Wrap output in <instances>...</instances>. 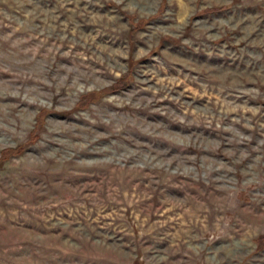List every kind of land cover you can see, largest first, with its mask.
<instances>
[{"label": "rangeland", "instance_id": "obj_1", "mask_svg": "<svg viewBox=\"0 0 264 264\" xmlns=\"http://www.w3.org/2000/svg\"><path fill=\"white\" fill-rule=\"evenodd\" d=\"M0 264H264V0H0Z\"/></svg>", "mask_w": 264, "mask_h": 264}, {"label": "trees", "instance_id": "obj_2", "mask_svg": "<svg viewBox=\"0 0 264 264\" xmlns=\"http://www.w3.org/2000/svg\"><path fill=\"white\" fill-rule=\"evenodd\" d=\"M124 76H125V75H124ZM124 76H123V77H124ZM123 77H122V78H123ZM118 87H119L118 85H114V86L111 87V88L113 89V88H118ZM83 103H85V102H83ZM83 103H81V104L83 105Z\"/></svg>", "mask_w": 264, "mask_h": 264}]
</instances>
